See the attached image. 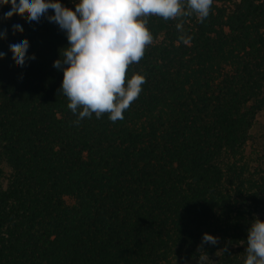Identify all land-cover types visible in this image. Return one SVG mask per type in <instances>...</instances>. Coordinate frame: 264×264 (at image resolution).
Here are the masks:
<instances>
[{
    "label": "trees",
    "instance_id": "16d2710c",
    "mask_svg": "<svg viewBox=\"0 0 264 264\" xmlns=\"http://www.w3.org/2000/svg\"><path fill=\"white\" fill-rule=\"evenodd\" d=\"M9 10L0 264H243L247 228L264 220V0H214L203 22L182 18V32L149 17L153 42L126 72L145 76L138 98L122 120L79 124L53 68L65 33L26 12L4 20ZM13 35L35 55L23 67Z\"/></svg>",
    "mask_w": 264,
    "mask_h": 264
},
{
    "label": "clouds",
    "instance_id": "9594fccd",
    "mask_svg": "<svg viewBox=\"0 0 264 264\" xmlns=\"http://www.w3.org/2000/svg\"><path fill=\"white\" fill-rule=\"evenodd\" d=\"M73 8L61 0H0V7L10 5L4 13L7 20L14 14L27 13L24 22L38 23L41 17L54 23L66 35L67 46L59 50L53 68L63 72L59 93L67 99V108L76 116L74 123L93 115L107 114L111 122L122 120L123 113L138 98L145 76L132 74L128 67L137 63L153 42L147 27L149 17L177 20L183 31L182 18L195 15L203 22L210 14L214 0H71ZM51 10V13H49ZM22 27L17 20L13 29ZM7 29L0 30V40ZM26 37L13 35L8 50L21 67L34 60L29 54ZM6 53L0 51V59ZM202 243L216 245L218 238L204 233ZM243 264H264V220L254 217L247 228ZM227 249H223L226 251Z\"/></svg>",
    "mask_w": 264,
    "mask_h": 264
},
{
    "label": "rangeland",
    "instance_id": "374dc122",
    "mask_svg": "<svg viewBox=\"0 0 264 264\" xmlns=\"http://www.w3.org/2000/svg\"><path fill=\"white\" fill-rule=\"evenodd\" d=\"M258 123H259V127H258L256 134H257V136H260L261 133L264 134V114L259 118Z\"/></svg>",
    "mask_w": 264,
    "mask_h": 264
}]
</instances>
